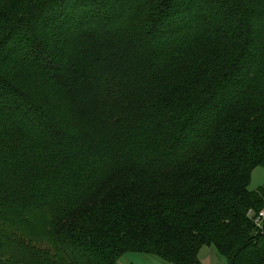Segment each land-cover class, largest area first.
<instances>
[{"label":"trees","instance_id":"1","mask_svg":"<svg viewBox=\"0 0 264 264\" xmlns=\"http://www.w3.org/2000/svg\"><path fill=\"white\" fill-rule=\"evenodd\" d=\"M261 167L264 0H0V264H264Z\"/></svg>","mask_w":264,"mask_h":264},{"label":"rangeland","instance_id":"2","mask_svg":"<svg viewBox=\"0 0 264 264\" xmlns=\"http://www.w3.org/2000/svg\"><path fill=\"white\" fill-rule=\"evenodd\" d=\"M251 187H262L264 186V167L257 168L254 170L252 176ZM199 259L201 264H228L227 258L222 254L218 253L214 246L206 245L199 251ZM122 262L120 264H167L168 262L160 259L151 254L144 253H126L121 256ZM171 264V263H170Z\"/></svg>","mask_w":264,"mask_h":264},{"label":"built area","instance_id":"3","mask_svg":"<svg viewBox=\"0 0 264 264\" xmlns=\"http://www.w3.org/2000/svg\"><path fill=\"white\" fill-rule=\"evenodd\" d=\"M251 217H254V222L257 224L258 227H262L263 225V219H264V209L260 211L258 214H256L253 210H250L249 212Z\"/></svg>","mask_w":264,"mask_h":264},{"label":"crops","instance_id":"4","mask_svg":"<svg viewBox=\"0 0 264 264\" xmlns=\"http://www.w3.org/2000/svg\"><path fill=\"white\" fill-rule=\"evenodd\" d=\"M253 173H254V172H253ZM252 176H253V175H252ZM252 181H253V179H252ZM251 186H252V183H251L250 187H251ZM257 188H259V187H257ZM257 188H255V187H251V189H257ZM153 256H154V255H153ZM156 257H157V256H156ZM158 258H159V257H158ZM163 260H164V259H163ZM119 262L121 263L122 260H120ZM120 263H119V264H120ZM150 264H152V263H150ZM167 264H170V263L168 262Z\"/></svg>","mask_w":264,"mask_h":264}]
</instances>
